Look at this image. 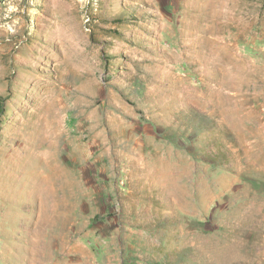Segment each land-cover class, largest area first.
Listing matches in <instances>:
<instances>
[{
	"label": "rangeland",
	"instance_id": "obj_1",
	"mask_svg": "<svg viewBox=\"0 0 264 264\" xmlns=\"http://www.w3.org/2000/svg\"><path fill=\"white\" fill-rule=\"evenodd\" d=\"M0 264H264V0H0Z\"/></svg>",
	"mask_w": 264,
	"mask_h": 264
},
{
	"label": "trees",
	"instance_id": "obj_2",
	"mask_svg": "<svg viewBox=\"0 0 264 264\" xmlns=\"http://www.w3.org/2000/svg\"><path fill=\"white\" fill-rule=\"evenodd\" d=\"M3 114V107H2V101H0V115Z\"/></svg>",
	"mask_w": 264,
	"mask_h": 264
}]
</instances>
